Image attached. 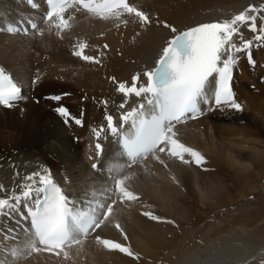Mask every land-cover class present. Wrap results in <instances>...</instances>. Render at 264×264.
Returning <instances> with one entry per match:
<instances>
[{
    "label": "bare ground",
    "instance_id": "obj_1",
    "mask_svg": "<svg viewBox=\"0 0 264 264\" xmlns=\"http://www.w3.org/2000/svg\"><path fill=\"white\" fill-rule=\"evenodd\" d=\"M21 3L0 0V64L22 86V99L12 107L0 105V199L9 200L0 212V264H62L60 258L53 257L69 250L67 253L72 254V249L70 258L76 257L82 264H264V244L247 240L254 231L250 225L231 222L224 233L213 231L223 226L220 224L204 230L202 220L192 212L183 218L179 233L158 232L159 221L176 216L179 206L209 200L201 190L200 174L224 173L234 182V191L252 185L264 172V55L261 40L256 39L264 35L260 32L264 0H128L130 7L149 16L151 22L147 24L123 9L96 14L82 4H73L65 17L67 26H60L57 32H7L1 28L4 21L27 13L28 8ZM42 8L39 3L33 9L36 19ZM241 11L257 17L256 32L243 25L242 35L233 37L237 46L243 40H252L257 46L254 64L241 56L234 66V98L242 110L213 103V110L204 106L196 118L174 123L172 139L198 151L204 157L202 163L197 164L190 153H183V159L171 156L170 144H161L146 158L133 162L116 151L115 140L110 138H103V155L98 158L93 141L103 116H118L147 99L141 95L132 102L119 92V84L131 86L132 77L139 74L138 84L175 33L210 20H231ZM78 51H82L81 56L75 54ZM232 54L237 55L235 49ZM83 55L94 59L86 61ZM65 91L69 94L61 101L53 98ZM60 106L68 109L69 117L57 112ZM76 118L82 123L76 124ZM237 122L242 123L234 125ZM161 146L165 152L159 151ZM94 161L96 169L92 167ZM41 175L58 182L78 210L99 203L100 227L60 248L49 250L33 244L23 224V202L17 205L15 197L22 195L25 185L41 187ZM117 180L136 199L123 197L118 187L115 189ZM226 200L230 195L222 189L209 210L219 212ZM147 203L159 219L142 229L140 214ZM109 205L111 211L106 216ZM129 224L137 233L120 240V244L130 249L134 263L125 255L108 251L110 245L103 243L117 240L121 228ZM78 251L83 253L74 256ZM78 259L69 260L70 264H80Z\"/></svg>",
    "mask_w": 264,
    "mask_h": 264
},
{
    "label": "snow or ice",
    "instance_id": "obj_2",
    "mask_svg": "<svg viewBox=\"0 0 264 264\" xmlns=\"http://www.w3.org/2000/svg\"><path fill=\"white\" fill-rule=\"evenodd\" d=\"M75 2L83 4L91 11L112 12L114 8H122L128 13H135L145 24L151 22L145 12L130 7L125 0H103L95 7L92 6L90 0H75ZM47 3L50 5V10L46 19L58 17L60 26L66 27L63 13L67 0H47ZM115 14L119 15V12ZM256 19V16L241 11L233 19L225 20L223 23H200L179 32L163 47L155 68L143 73L147 77L146 84L137 86L139 74L132 77L131 86H126L123 82L119 84V92L125 95L134 94L140 97L145 94L148 96L145 103L132 108L120 117V121L130 123L134 128V134L125 135L122 138L123 147L128 157L133 158V162L138 156L154 152L158 145L170 144L169 154L171 156H179L183 159V153H190L197 164L202 163L204 157L198 151L172 139L175 135L173 133L174 123H179L185 118H196V115L204 110L202 105L208 110H213V103L217 107L226 106L242 110L241 105L234 98L231 86L236 63V56L232 54V50L235 49L236 53L246 51L252 46L253 41L243 40L242 44L237 46L233 37L242 35L240 28L243 25H246L252 32H256ZM165 26L169 27L172 32H177L172 25L165 24ZM32 27L36 26L33 24ZM14 30L19 31L20 29H9V31ZM260 32L264 33V27H261ZM256 39L264 41V35L257 36ZM84 47L85 45H80L81 49ZM75 54L81 56L82 51ZM248 57L250 62L254 63L250 52ZM83 59L91 61L94 57L83 55ZM21 88L22 86L13 76L0 67V105L12 107L14 102L22 99ZM54 99L60 100L61 97L56 96ZM120 107L123 108L124 104L122 103ZM57 112L64 117L70 115L64 106L58 107ZM106 120L107 127L112 134L119 135L123 131V124L118 130L112 115H107ZM75 123L81 124L82 121L76 118ZM96 135L99 137L100 132L97 131ZM101 147L99 143L96 144L97 150H101ZM159 151L165 152V147H159ZM93 168L96 169L97 165L94 164ZM31 178V176L28 177V179ZM39 184L42 186L36 188L25 185L22 195L16 196L15 200L17 205L24 203L35 236L39 243L49 250L75 242V232L86 233L89 228L93 226L99 228L103 223L102 220H97L92 216L74 215L70 207L71 199L48 176L41 175ZM116 185L123 197L129 200L136 199L131 192L120 186V180L116 181ZM30 199L33 200L35 210L28 205ZM8 205V199H0V212H3ZM108 211H111L110 205ZM145 215L149 214L145 213ZM152 218L159 219L155 216ZM97 239L100 238L97 237ZM103 243L132 255L129 248L118 242L103 240Z\"/></svg>",
    "mask_w": 264,
    "mask_h": 264
},
{
    "label": "rangeland",
    "instance_id": "obj_3",
    "mask_svg": "<svg viewBox=\"0 0 264 264\" xmlns=\"http://www.w3.org/2000/svg\"><path fill=\"white\" fill-rule=\"evenodd\" d=\"M241 123L242 122H237L233 124L239 126L241 125ZM221 174L225 175L224 173H212L208 177H205L204 174H200L199 178L201 180L200 183L201 190L208 196L209 200L205 204H194V202H192V206L190 205L179 206L178 213L176 214V216H174L175 218L172 216L171 218L170 216H166L163 218L160 217L162 219L159 221L161 224V229L158 231L159 234H167V233H175V232L179 233L182 224L185 223L183 218L184 217L188 218L190 213L193 212L192 215H194V217L198 216V218L202 220L201 226L204 230H209L211 225L220 224L221 226L222 225L223 226L220 229L214 228L213 231H222L224 233V231L225 232L229 231L230 229L229 226L232 223L233 224L238 223L244 226L250 225L251 226L250 229L253 228L254 231L253 234L247 238V240L258 246L263 245L264 244V172L261 173L260 177L257 180H255V182L252 185L248 184L243 189H238L234 191H232L234 187V182L231 180V178L229 176L227 177V175L222 176ZM115 189H117V185L115 186ZM222 189L226 190L229 193L230 200L229 201L226 200V202L223 204L224 206L223 205H222L223 207L221 206L220 208L221 212L219 211L212 213V211L209 210L210 205L215 203L212 202L216 200L218 192ZM109 204L113 205L114 201L113 200L109 201ZM148 205H149L148 203L144 205V208L145 207L146 208L145 209L143 208L141 210L140 220L142 221V229L146 227H150L156 220L153 219L152 217L153 216L157 217V214L154 213L153 210L148 209ZM145 213H148L149 215H145ZM105 214L106 216L109 215V211H106ZM8 218L11 219L10 217ZM258 221H260V223H258ZM118 228L121 227L119 226ZM122 228L124 230H122ZM122 228H121L120 236L117 240H115V242L120 243V240H128L132 237V235L137 233L136 227L133 224L125 225ZM154 232L157 231L155 230ZM141 235H144V232H142ZM193 243L194 242H192L190 245L191 248L193 246L192 245ZM83 249H80V251H83ZM107 249L108 251H115L119 256L125 255L127 260L131 263H134L136 261L134 256L127 255V253L125 254L124 252H121L118 249H113L111 246H108ZM80 251H78L79 254L78 252H76L77 254L75 253L76 255L74 256L80 255L84 251H87V247H85V250L83 252ZM67 252L66 251L63 252L60 256H55V257H53L52 255L50 256H52L54 259L60 258L59 260H61L63 263H65V259H66L65 264L67 263L70 264L71 263L70 261L74 262L76 259H78L76 257L75 259L74 257H72L73 256L72 254H74L73 249H72V254L71 252L70 253ZM70 255H72L71 258ZM11 256L12 258H14L15 254H12ZM62 259H64V261ZM71 259H73L74 261ZM77 262L82 264L83 261L78 259Z\"/></svg>",
    "mask_w": 264,
    "mask_h": 264
}]
</instances>
